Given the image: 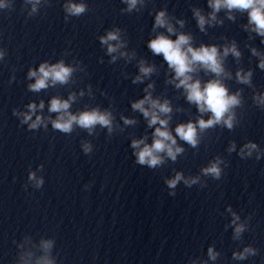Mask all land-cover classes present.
<instances>
[{
    "label": "clouds",
    "instance_id": "9594fccd",
    "mask_svg": "<svg viewBox=\"0 0 264 264\" xmlns=\"http://www.w3.org/2000/svg\"><path fill=\"white\" fill-rule=\"evenodd\" d=\"M40 2L41 0H24V4H32L31 11L28 13L29 17L37 13V6ZM122 3L127 5L126 8L121 9L122 13L140 12L145 0H122ZM138 5L141 7H138ZM207 6L211 9L207 14L200 7L194 6L191 8L193 18L200 32L207 33L206 25L208 27H216L224 24V20L218 18V13L221 10H225L227 20L232 22L237 19L234 13H246L247 24H243L241 27L249 33V40L254 39L251 33H255L261 37V43L264 44V0H207ZM6 7L7 5L0 4V8ZM63 7L66 21L70 17H80L89 11L85 0H80L78 3L68 0ZM171 19H174V17H169L167 9L156 13L152 31L155 32L157 29L163 28L166 29L168 34L159 32L148 41L147 47L153 55L162 56L167 63L168 69L174 72V76L166 80V83L174 84L177 90L183 89L186 102L189 105H194L199 115L194 121L189 120L186 123L177 124L174 128L175 135H173V131L169 127L173 113L172 103L167 98L163 100L159 97L154 98L151 91L154 90V82L148 84L144 89V97L133 101L131 108L134 112L138 111L142 114L147 121L149 129L154 128L151 134L152 141L151 143L146 142L148 139L147 135L140 139H132L131 148L135 150L133 152L135 163L147 166L150 169H156L163 165L165 157L175 162L178 156L185 153V149L177 144V137L191 148L196 149L201 143L202 134L209 129H215L219 126L233 130L236 124L239 123L236 109L244 106L243 89H237L232 92L225 83L226 80L232 79L231 72L227 71L225 67L227 58L231 55L239 63L242 57V52L239 50L235 39L223 46L215 43H201L198 47H195L192 33L177 32V29L171 23ZM177 23L180 28H184L186 22L177 20ZM120 34V28H113L106 31L105 35L98 37L100 45L106 46V54L111 57L109 63H116L119 57H124L130 62L136 55L135 52L129 55L127 52L120 51L126 47L127 43L121 39ZM172 35H175L176 38L172 39ZM225 39L227 38L225 37ZM246 47L250 48L252 56L259 58L258 67L264 70V53H261V51L251 45H246ZM117 53L119 55H116ZM3 56L4 53L0 51V59H3ZM100 62L103 63V58L100 59ZM138 68L139 75L133 78V84L143 83L145 78L150 77L156 71V66L154 64L149 65L144 59L138 62ZM76 71L77 67L74 64L66 63L63 58L56 63L45 61L40 63L38 69H29L27 78L29 80L34 78L35 82L29 84L28 89L31 92H40L49 87H55L57 84L68 85L73 82L72 78ZM200 72L213 78L204 81L199 76ZM252 76L253 71L251 69L247 72L239 69L236 72V82L253 89V104L264 110V93L255 92ZM88 91L89 95H91V85L88 86ZM83 95L84 92L81 91L79 96L82 97ZM76 100L77 94L75 92L69 93L67 99L53 96L49 102L48 111L49 113L57 114L55 119L51 117L45 118L41 115H36L35 120L32 119L38 108L42 110L45 107L43 100L39 104L29 103L27 105L28 111L25 113H19L14 110L13 114L22 115L21 124H27L30 131L37 130L40 126L47 130L48 122H50L53 130H58L68 135L77 126L82 130H86L90 136L94 134L97 126L102 129L106 128L109 135L113 133L115 117L111 108L101 110L97 106L74 114L69 109ZM177 111H183V109L178 108ZM205 114H210L207 119L204 118ZM121 119L125 125H135L137 123L134 118L129 119L121 116ZM30 121L31 123H29ZM81 146L86 155L92 152L91 143L84 142ZM256 148V144L247 143L241 149L240 155L243 157L245 149H247V155L250 156L252 150ZM228 150L229 152L234 151L235 143H232ZM220 163L222 161L219 158L211 162L201 170L203 175L219 180L222 171L219 167ZM40 168L42 169L43 165ZM28 179L35 181L36 188H40L44 184L43 178H37L35 172H30ZM181 180L184 181L187 187H191L198 182V177L186 179L182 173L177 172L174 178L166 180L165 183L169 189H175ZM169 194L174 196L175 192H170ZM228 210L231 211V208L229 207ZM232 216L231 224L234 226L233 239L239 240L241 234L246 231V227L244 224L237 223L240 217L236 213H232ZM42 246L47 251L51 248L52 241H43ZM257 253V249L245 247L243 252H234L232 258L245 260L249 256L257 255ZM28 255L31 256L32 253H28ZM217 255L218 253L213 248L210 247L208 249L210 259L215 260ZM36 264H53V261L45 256L37 258Z\"/></svg>",
    "mask_w": 264,
    "mask_h": 264
}]
</instances>
